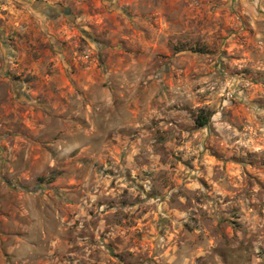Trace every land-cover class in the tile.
I'll return each mask as SVG.
<instances>
[{"label": "rangeland", "instance_id": "374dc122", "mask_svg": "<svg viewBox=\"0 0 264 264\" xmlns=\"http://www.w3.org/2000/svg\"><path fill=\"white\" fill-rule=\"evenodd\" d=\"M257 5L0 0V264H264Z\"/></svg>", "mask_w": 264, "mask_h": 264}, {"label": "crops", "instance_id": "0c3cea01", "mask_svg": "<svg viewBox=\"0 0 264 264\" xmlns=\"http://www.w3.org/2000/svg\"><path fill=\"white\" fill-rule=\"evenodd\" d=\"M247 2H252V5L255 7L257 4L259 10H263L264 0H246ZM251 5V4H250ZM256 8V7H255Z\"/></svg>", "mask_w": 264, "mask_h": 264}, {"label": "trees", "instance_id": "16d2710c", "mask_svg": "<svg viewBox=\"0 0 264 264\" xmlns=\"http://www.w3.org/2000/svg\"><path fill=\"white\" fill-rule=\"evenodd\" d=\"M197 122H198V125H200V126L206 125L208 122V118L206 116H204V117L198 116Z\"/></svg>", "mask_w": 264, "mask_h": 264}]
</instances>
